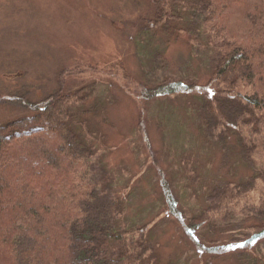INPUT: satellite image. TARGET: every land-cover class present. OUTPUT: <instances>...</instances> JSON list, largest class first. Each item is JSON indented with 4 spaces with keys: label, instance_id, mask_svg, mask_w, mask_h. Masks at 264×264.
Instances as JSON below:
<instances>
[{
    "label": "rangeland",
    "instance_id": "obj_1",
    "mask_svg": "<svg viewBox=\"0 0 264 264\" xmlns=\"http://www.w3.org/2000/svg\"><path fill=\"white\" fill-rule=\"evenodd\" d=\"M184 3L193 19L159 25L153 0H0V98L76 95L68 113L97 189L118 204L117 228L142 243L140 264H264V235L254 234L262 137L232 96L208 85L217 53L205 9ZM166 78L195 87L143 99L142 85ZM30 115L0 103V125Z\"/></svg>",
    "mask_w": 264,
    "mask_h": 264
},
{
    "label": "trees",
    "instance_id": "obj_2",
    "mask_svg": "<svg viewBox=\"0 0 264 264\" xmlns=\"http://www.w3.org/2000/svg\"><path fill=\"white\" fill-rule=\"evenodd\" d=\"M194 1V6L198 1L204 6L217 53L208 85L232 96L238 110L249 116L251 131L262 137V150L264 0ZM153 4L156 16L150 21L159 25L174 18L191 20L190 11H196L181 0ZM194 87L186 79L166 78L154 86L142 85V95L149 100ZM9 96L0 103L32 115L0 125V264H140L142 243L117 228L118 204L97 189L90 151L68 113L76 95L57 90L38 101H30L27 93ZM209 105L208 114L213 110L216 116L214 99ZM162 184L172 207L175 198L165 180ZM226 195L223 190L221 197ZM259 211L257 237L264 235V203ZM205 220V213L194 217L186 231L192 235Z\"/></svg>",
    "mask_w": 264,
    "mask_h": 264
}]
</instances>
